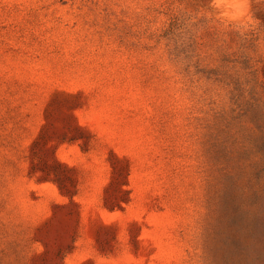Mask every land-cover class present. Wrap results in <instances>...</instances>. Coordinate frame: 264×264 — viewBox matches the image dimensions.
Returning <instances> with one entry per match:
<instances>
[{
	"label": "rangeland",
	"instance_id": "1",
	"mask_svg": "<svg viewBox=\"0 0 264 264\" xmlns=\"http://www.w3.org/2000/svg\"><path fill=\"white\" fill-rule=\"evenodd\" d=\"M0 264H264V0H0Z\"/></svg>",
	"mask_w": 264,
	"mask_h": 264
}]
</instances>
